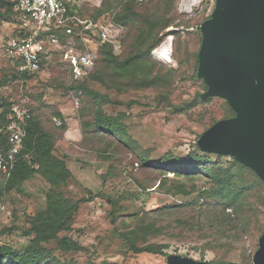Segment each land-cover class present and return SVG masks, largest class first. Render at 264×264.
I'll return each mask as SVG.
<instances>
[{"label": "rangeland", "instance_id": "obj_1", "mask_svg": "<svg viewBox=\"0 0 264 264\" xmlns=\"http://www.w3.org/2000/svg\"><path fill=\"white\" fill-rule=\"evenodd\" d=\"M85 17L95 14L101 7L103 0H75ZM109 1V0H108ZM158 0H151L150 6ZM216 0H200L192 5V0H175V12L178 14L182 26L170 27L163 34L165 39L159 49L168 39H171V61L164 62L154 56L166 68L179 69L181 65L175 59V49L178 45L179 59L184 65L171 80L169 101L161 106L155 89L128 90L118 92L109 89L97 81H89L88 85L108 95L118 105L104 107L109 115L126 114L124 123L129 127V134L139 144L144 153L149 154L151 165L168 154L185 158L193 151L201 135L216 122L225 119L228 107L226 100L210 98V101L200 102L198 99L207 90L203 81L194 76V61L188 62L187 57L198 54L202 43L201 24L211 16ZM183 5V6H182ZM0 9V113L7 104L19 105L31 109L41 120L44 127L54 132L58 138L55 154L69 155L67 160L69 169L73 173L66 191L72 201L94 197L92 201L81 204L74 219L73 230L60 236L71 237L83 247L82 252L62 253L51 243L55 254L62 260H74L77 264H168L169 255H180L197 261L215 263L227 250L212 251L206 247L209 240L200 232H190L178 228L174 218L196 217L197 211L187 207L180 209L177 214L161 221L165 230L172 235L162 234L158 238H150L149 243H164L170 247L165 251L166 256L152 254H133L128 250L126 242L117 232L126 222L131 228L136 222L134 217H146L155 220L157 210L169 205L181 204L180 196H173L171 182L177 180L168 175L171 182L166 187L159 188L163 178L159 172L141 167L139 157L127 146L116 143L110 148L106 144L84 135L83 121H90L89 112L81 116L84 108L89 109V101L76 98V93L67 87L71 83V76L66 71L67 63L61 60L59 52L48 56L46 67L38 74L27 79H14L17 65L8 57L6 52L9 40L22 31V17L15 12L4 18ZM111 13L105 14L103 25L110 23L120 28L114 34L120 33L114 51L122 55L124 51L122 37L125 29L111 20ZM188 27V28H187ZM122 29V30H121ZM172 31H178L171 35ZM125 37V36H124ZM188 52V56L186 55ZM100 70L107 73L99 53L92 56L90 71ZM6 81V82H5ZM200 98V97H199ZM132 103V106L129 104ZM194 103L192 106H190ZM172 106H171V105ZM176 108H180L178 111ZM231 108V107H230ZM60 111L66 117L67 130L62 132V121L54 117ZM229 158L225 159L227 163ZM196 190L207 186L205 180L195 181ZM187 186L192 189L191 183ZM48 183L39 175L26 181L23 187L9 193H0V231L8 230L0 236V246L9 245L17 250L27 246L29 239L24 231L30 227L29 217L44 211L46 207V192ZM198 192L192 196L196 197ZM111 201L118 202L119 215H122L116 226L112 223ZM5 210L2 211L1 208ZM259 217V225H264V207ZM166 219V220H165ZM258 225V226H259ZM239 251V250H236ZM232 260V259H227ZM240 264L238 259L234 260ZM253 264V262H252Z\"/></svg>", "mask_w": 264, "mask_h": 264}, {"label": "trees", "instance_id": "obj_2", "mask_svg": "<svg viewBox=\"0 0 264 264\" xmlns=\"http://www.w3.org/2000/svg\"><path fill=\"white\" fill-rule=\"evenodd\" d=\"M150 1L138 3L136 0H103L101 7L89 17H85L78 6L71 12L73 14L76 10L78 16L99 23H103L105 14L111 13V20L125 29V37L121 39L125 46L122 55L115 53L112 43L96 44L91 47L92 55L95 52L99 53L107 73L89 69L83 79L73 80L70 69H66L71 76V83L67 89L76 93L79 102L84 98L90 104L89 109L84 108L81 115L84 117L91 112L92 117L90 121L82 122L84 135L102 144L107 143L109 148L116 143L127 146L138 155L142 168L160 173L163 178L160 180L159 188L166 187L172 181L168 177L171 173L177 180L171 182L174 190L170 191V194L190 199L157 210L154 212L155 220L134 217L133 221L136 223L131 228L124 222L125 227L122 230L116 227L115 231L133 254L166 256L165 251L170 245L149 243V239L158 238L162 234L172 235L173 233H167L165 230L168 225L163 226L161 221L177 214L180 209L189 207L193 211L199 210L196 217L188 219L177 217L173 221L178 228L190 232L197 231L207 236L209 240L205 245L210 250L226 249L227 252L215 263H230L238 259L240 264H252V258L259 247V239L264 233L262 222L259 225V217L263 213L259 206L264 207V182L257 174L231 156L204 153L198 145L185 158L168 154L151 165L149 154L144 153L129 134V127L124 123L126 114L114 116L105 111L104 107L118 105L119 102L113 101L108 95L101 94L88 85L89 81H97L118 92L155 89L160 106L170 102L168 90L171 80L178 75L184 65L178 57L180 48L177 45L175 49V59L181 65L179 69L164 67L161 62L153 59L152 51L162 44L165 39L163 34L167 29L173 26L180 28L182 23L175 12V0H158L152 7L149 5ZM15 5L13 0H0V9L4 11L1 15L7 18L14 12L17 14ZM209 18L210 16L207 19ZM177 32L172 31L171 35H176ZM53 33L59 37L62 44L72 40L78 47L81 46L77 36H69L63 30H54ZM18 36H23L22 31ZM186 55L188 56V52ZM187 60L194 61L193 78H198V54L188 56ZM46 63L47 60L42 63L43 69ZM16 71V76L12 77L14 79H27L39 73ZM203 87L207 90L204 82ZM199 97L200 102L210 101V98L203 100L201 96ZM131 104L129 106H132ZM226 105L228 112L225 119L235 116L229 104ZM12 106L7 104L0 113V126L8 125V114ZM28 110L31 118L27 121V136L22 153L10 177L0 171V193L5 194L19 189L26 181L39 175L49 185L46 192V207L44 211L29 217L30 227L24 231V235L29 239L26 247L17 250L9 245L0 246V264H77L74 260L60 259L48 245L54 243L56 250L62 253L84 250L78 241L60 235L73 230L74 219L81 204L92 201L94 197L74 202L68 196L66 187L73 178V173L66 162L69 155L55 154L57 136L44 127L31 109ZM54 117L62 121L60 129L65 132L67 124L63 114L57 111ZM8 147L7 136L0 133V153ZM227 158L229 161L225 163L224 160ZM196 180H205L207 186L196 190L194 184ZM187 183H191L192 189ZM195 192L198 194L193 198ZM111 205L112 223L116 226L122 216L118 213L121 208H118L117 201H111ZM7 231H0V236Z\"/></svg>", "mask_w": 264, "mask_h": 264}, {"label": "water", "instance_id": "obj_3", "mask_svg": "<svg viewBox=\"0 0 264 264\" xmlns=\"http://www.w3.org/2000/svg\"><path fill=\"white\" fill-rule=\"evenodd\" d=\"M198 78L203 100L227 101L235 116L216 122L199 138L204 153L231 156L264 182V0H216L201 24ZM168 264H238L169 255ZM264 264V233L252 258Z\"/></svg>", "mask_w": 264, "mask_h": 264}, {"label": "built area", "instance_id": "obj_4", "mask_svg": "<svg viewBox=\"0 0 264 264\" xmlns=\"http://www.w3.org/2000/svg\"><path fill=\"white\" fill-rule=\"evenodd\" d=\"M16 11L22 17L23 36L12 37L7 45V54L17 65L19 72L34 74L42 71V63L53 52H59L61 60L67 63L73 80L83 79L91 66V47L96 44L112 43L117 46L120 28L110 23H102L77 15L73 8L75 0H13ZM147 0H136L144 3ZM200 0H192L195 5ZM183 6V5H182ZM54 30H63L69 36H77L81 46L72 40L62 44ZM122 30V29H121ZM160 47L159 49H161ZM158 50V49H157ZM31 118L30 111L22 106L13 105L8 114L9 123L0 126V133L7 136L8 148L0 153V171L10 177L24 147L27 136V121ZM26 158L29 159L28 156ZM5 210L4 207L1 208Z\"/></svg>", "mask_w": 264, "mask_h": 264}, {"label": "bare ground", "instance_id": "obj_5", "mask_svg": "<svg viewBox=\"0 0 264 264\" xmlns=\"http://www.w3.org/2000/svg\"><path fill=\"white\" fill-rule=\"evenodd\" d=\"M171 39H168L167 43H165L161 49L156 50L153 54L156 58L159 60H162L164 62H170L171 61Z\"/></svg>", "mask_w": 264, "mask_h": 264}, {"label": "crops", "instance_id": "obj_6", "mask_svg": "<svg viewBox=\"0 0 264 264\" xmlns=\"http://www.w3.org/2000/svg\"><path fill=\"white\" fill-rule=\"evenodd\" d=\"M63 114V113H62ZM63 116H65L64 114H63ZM66 118V117H65ZM66 162H67V160H66ZM67 165H68V163H67ZM68 168H69V166H68Z\"/></svg>", "mask_w": 264, "mask_h": 264}]
</instances>
